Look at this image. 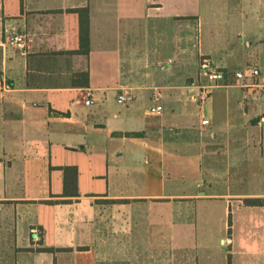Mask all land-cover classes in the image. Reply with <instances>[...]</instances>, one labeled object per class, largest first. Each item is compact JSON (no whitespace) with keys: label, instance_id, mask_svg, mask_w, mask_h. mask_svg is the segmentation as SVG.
<instances>
[{"label":"crops","instance_id":"crops-1","mask_svg":"<svg viewBox=\"0 0 264 264\" xmlns=\"http://www.w3.org/2000/svg\"><path fill=\"white\" fill-rule=\"evenodd\" d=\"M205 14L223 36L187 72L176 24ZM199 57L227 73L205 102ZM250 61L264 72V0H0V264H264V78L234 76Z\"/></svg>","mask_w":264,"mask_h":264},{"label":"rangeland","instance_id":"rangeland-1","mask_svg":"<svg viewBox=\"0 0 264 264\" xmlns=\"http://www.w3.org/2000/svg\"><path fill=\"white\" fill-rule=\"evenodd\" d=\"M204 18H205V22L201 26V28L197 25V21H195V20L182 21V22H178L176 24V29L178 32L177 36H178L179 40L182 39L181 44L183 45V51L180 50V53H182V54L185 53V55H183V57L185 58V61H186V65H185L186 68L185 69L187 70V72H192L191 67H193V63H190V61L194 60V57L198 56L199 43L204 39L205 43L207 41H211L215 45H217L223 36L222 28L217 21V19H218L217 14L216 15L205 14ZM147 23H148V21H147ZM170 28L171 27H166V26L162 27L161 32L159 33L160 36L157 34H155V35H157V36H155L153 34V30H150L153 35H152V40H150L151 41L150 44L147 43V49H148V47L149 48L156 47V51L151 54L152 57L154 56V59H155L154 62H156V59L158 60L159 58L169 57L168 47H169V39L171 37L170 33L172 34V36H174L173 34H174L175 27L172 26V30H170ZM199 28H200V30H199ZM184 49H186V50H184ZM199 59H200V67H202V63L204 60L201 59V57H199ZM245 64H246V66H252L253 64H255V62L250 61V62H246ZM164 66H167L166 62H163L162 64H160V63L156 64V67L159 70H162V69L164 70L165 69ZM175 69H180V65H178ZM235 82H237V81L235 80ZM208 84H212V82L207 83L206 85H208ZM215 88L216 87L212 88V92L214 91ZM149 103L146 102V103H144V105L147 106V104H149ZM123 105L124 104L116 102V107L123 106ZM216 114H217L218 119L225 115V110H224L221 102H217V104H216ZM248 240L249 239H247V238H243V241H245V242H249ZM253 240L256 242H260L261 238L257 237L256 239H253ZM225 249L226 250L229 249V246L226 245Z\"/></svg>","mask_w":264,"mask_h":264},{"label":"built area","instance_id":"built-area-1","mask_svg":"<svg viewBox=\"0 0 264 264\" xmlns=\"http://www.w3.org/2000/svg\"><path fill=\"white\" fill-rule=\"evenodd\" d=\"M25 36L22 34H14L9 35L7 38V44L9 45H18L22 46L25 44ZM202 69L207 73V75L210 76V79L212 80V84L204 85L202 86L197 95L195 96V99L200 102H205L207 99H209L210 94L212 93V88L217 87L219 84L223 83L227 79V73L224 71H216L212 70L209 62L207 60H204L202 63ZM235 79L240 84H245L248 80H255L264 78V72L262 69L255 67V66H247L242 69H238L234 73ZM132 96L127 94H121L119 96V102H125L127 100H131ZM93 102V99L88 96L86 99V103L90 104ZM161 105H155L150 106L148 108V112L152 114H157L162 110ZM204 123H207L208 120L205 119L203 121Z\"/></svg>","mask_w":264,"mask_h":264},{"label":"trees","instance_id":"trees-1","mask_svg":"<svg viewBox=\"0 0 264 264\" xmlns=\"http://www.w3.org/2000/svg\"><path fill=\"white\" fill-rule=\"evenodd\" d=\"M79 13L80 16V39H81V48L77 51H81L83 53H88L90 48V25H89V9L87 7L72 9ZM144 132H127L128 136H141ZM65 174H72L76 179L77 176V168L75 166H66L64 167ZM66 192V191H65ZM112 202H115L114 200ZM247 203L255 204L253 202H258L253 199H248ZM43 250L54 251L55 249L52 247H43Z\"/></svg>","mask_w":264,"mask_h":264}]
</instances>
